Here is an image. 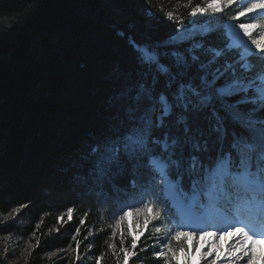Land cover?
<instances>
[{
    "label": "snow or ice",
    "instance_id": "obj_1",
    "mask_svg": "<svg viewBox=\"0 0 264 264\" xmlns=\"http://www.w3.org/2000/svg\"><path fill=\"white\" fill-rule=\"evenodd\" d=\"M234 4L187 0L189 25L166 12L181 27L165 40L125 36L133 71L114 75L89 133L73 134L74 179L129 197L109 225L122 256L105 241L117 264L138 255L146 232L153 243L141 251L153 249L162 264H264V247L257 248L264 245V16L225 28L222 44L212 40L217 26L196 19ZM258 10L264 0H248L228 20ZM73 213L67 209L68 221ZM86 216L71 237L76 247L68 245L76 260ZM129 217L135 231L122 227Z\"/></svg>",
    "mask_w": 264,
    "mask_h": 264
},
{
    "label": "trees",
    "instance_id": "obj_2",
    "mask_svg": "<svg viewBox=\"0 0 264 264\" xmlns=\"http://www.w3.org/2000/svg\"><path fill=\"white\" fill-rule=\"evenodd\" d=\"M198 3L192 0L193 6ZM240 7L237 0L223 13L196 19L217 26L212 40L222 44L228 17ZM168 11L182 16L184 26L192 19L187 0H0V264L16 259L97 264L101 254L100 264H117L108 243L115 242L120 254V235L112 241L109 225L129 197L109 185L74 179L73 134L89 133L93 115L104 111L114 75L133 71L125 36L163 41L181 27L167 20ZM258 13L234 22H248ZM69 208H74L71 221ZM85 213L76 260L68 245L76 247L71 237ZM61 215L64 222L58 221ZM149 235L141 238L138 255L128 264H162L153 249L141 251L153 243ZM59 249H67L69 260L50 258Z\"/></svg>",
    "mask_w": 264,
    "mask_h": 264
},
{
    "label": "rangeland",
    "instance_id": "obj_3",
    "mask_svg": "<svg viewBox=\"0 0 264 264\" xmlns=\"http://www.w3.org/2000/svg\"><path fill=\"white\" fill-rule=\"evenodd\" d=\"M244 1L245 0H241L240 6H243V3L242 2H244ZM263 16H264V13H263ZM233 24H238V23H236L234 21H228L227 24H226V28H229L230 29L231 28V25H233ZM126 226H127V228L128 227H131V229L133 231H135L136 228H137V224H136V221L134 220V218L129 217L128 220L126 221V223L124 225H122V227H126ZM262 246L264 247V245L257 246V248L260 247V248H258V251L262 248ZM22 248H23V251H26V246H24ZM50 258L51 259L54 258L57 261L60 260V259L61 260L62 259L69 260L70 254H69V252L57 251V252L52 253L50 255ZM7 264H21V261L19 259H16V260H13V261H8Z\"/></svg>",
    "mask_w": 264,
    "mask_h": 264
},
{
    "label": "bare ground",
    "instance_id": "obj_4",
    "mask_svg": "<svg viewBox=\"0 0 264 264\" xmlns=\"http://www.w3.org/2000/svg\"><path fill=\"white\" fill-rule=\"evenodd\" d=\"M263 247V246H262ZM258 248H260V247H258Z\"/></svg>",
    "mask_w": 264,
    "mask_h": 264
}]
</instances>
